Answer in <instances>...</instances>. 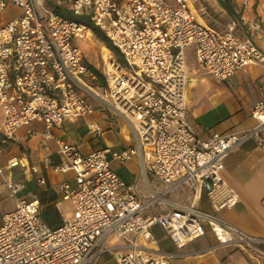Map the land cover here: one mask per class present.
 <instances>
[{
  "label": "built area",
  "instance_id": "1",
  "mask_svg": "<svg viewBox=\"0 0 264 264\" xmlns=\"http://www.w3.org/2000/svg\"><path fill=\"white\" fill-rule=\"evenodd\" d=\"M9 2L22 13L0 28V157L23 126L42 122L50 138L55 137L52 128L66 119L94 113L88 94L124 117L136 141L124 149L84 153L76 142L55 137L60 162L54 169L74 175V181L59 186L74 209L58 226L43 219L39 198L20 195L23 181L7 176L6 170L19 165L20 159L0 165V195L8 192L16 199L15 209L2 216L0 264H98L112 249V236L125 239L119 264H171V254L161 249L153 231L156 224L178 246L203 234L206 225L217 245L261 240L218 211L240 200L223 175L226 157L251 139L264 146V98L252 107L254 126L200 137L187 117L186 55L194 46L199 66L221 81L245 65L263 63L264 51L253 40L261 32L260 19L243 13L220 31L202 17L209 15L213 0H72V10L91 12L125 58V64L113 53L105 59L107 84L98 91L94 81L88 82L96 74L77 42L92 37V29L60 15L46 0H0V7ZM248 2L244 0L245 7ZM240 23L247 37L237 33ZM87 128L94 134L104 131L96 121L88 122ZM28 133L37 134L32 129ZM133 157L140 160L148 197L140 181L130 184L112 167L113 160L125 163ZM38 182L45 183V177ZM204 195L211 210L199 205ZM56 207L61 211L60 202ZM154 207L157 212H148Z\"/></svg>",
  "mask_w": 264,
  "mask_h": 264
},
{
  "label": "crops",
  "instance_id": "2",
  "mask_svg": "<svg viewBox=\"0 0 264 264\" xmlns=\"http://www.w3.org/2000/svg\"><path fill=\"white\" fill-rule=\"evenodd\" d=\"M46 1L52 8L60 6L72 9V0ZM0 9L13 11L1 17L0 28L22 13V8L12 2ZM221 9L224 8L221 7ZM243 12L247 16L253 15L262 21L261 32L254 36L253 40L264 51V0H249ZM204 21L209 24L205 19ZM239 26L243 31L238 34L247 37L246 26L243 23H240ZM190 47H192L196 58L195 47L189 46L188 48ZM188 67L191 76L187 90V117L200 137L205 138L213 132L243 130L255 125L252 107L258 100L264 98V62L245 65L225 81L204 71L199 66L197 59L196 64L188 63ZM104 87L100 84L96 74V90L103 91ZM88 99L94 102L96 109L100 108L95 111L96 119L90 116L95 112L85 117L66 119L61 127L52 128V134L65 141L76 142L84 153L106 147L124 149L133 145L131 131L128 129V126H131L130 123L100 99H95L90 94H88ZM107 109H109L108 113ZM116 117L123 120L122 127L116 124ZM92 121L103 126L104 131L101 134H94L88 130L87 123ZM2 124L3 112L0 109V133ZM28 129L36 131L37 134H29ZM44 133L45 125L39 121L32 122L30 126L19 128L15 136L5 144L4 153L0 157L1 166H5L8 160L13 157L20 159V164L6 170V174L14 181L24 182L21 190L22 197L40 199L41 215L46 206L50 204L56 206L57 202H60L61 206L64 203L72 204L74 209L72 201L63 198L59 187L65 180L72 179L74 181V175L72 172L54 169V165L60 162L59 146L55 137L47 138ZM115 134L118 135V138H115ZM94 138H96L95 142ZM85 146L86 151L83 150ZM129 161H135L139 165L136 176L138 179L130 177L129 174L126 175L125 172L123 174L117 171L126 182L131 184L141 180V168L138 157H133ZM223 175L238 191L240 200L234 207L224 208L218 211V214L247 234L261 240L253 244L217 245V237L206 225L203 234L185 245L178 246L163 226L156 224L160 225L159 229L164 236V242L158 239L160 247L171 254V264H264V146L259 145L255 139L244 143L226 157ZM40 177H45L46 182H38ZM154 185L156 188H161L158 182H154ZM141 188L148 197L149 192L144 184H141ZM185 194L188 197L187 191ZM171 197L178 198L176 194ZM5 198L14 199V207L1 214L0 226L3 222V214L16 207L15 197L5 192L0 195V199ZM199 205L207 210L212 209L206 195L203 196ZM159 208L167 211V207L164 205H160ZM157 211L156 207L148 210V212ZM66 212L72 213L73 210ZM60 213L64 218L61 211ZM108 244L112 249L100 258L98 264H119L118 255L125 250L123 247L125 239L112 236Z\"/></svg>",
  "mask_w": 264,
  "mask_h": 264
},
{
  "label": "rangeland",
  "instance_id": "3",
  "mask_svg": "<svg viewBox=\"0 0 264 264\" xmlns=\"http://www.w3.org/2000/svg\"><path fill=\"white\" fill-rule=\"evenodd\" d=\"M203 0H199V2L201 3ZM235 5H236V9H237V14L239 13L240 15H242L244 12V0H233ZM175 4V3H174ZM176 5V4H175ZM221 7H223L221 5V3L219 2V0L215 1L213 0V4L209 9V15H202L203 18L212 26H214L215 28H217L220 31H223L226 27V24L231 21L232 19H236V18H240L239 14L237 15V17H234L232 15H230L226 9H221ZM13 11L11 10H2L0 9V19L2 16H6L10 13H12ZM243 31L241 26H238L237 29V33ZM77 42L80 44V46L83 48L84 50V54L86 56V60L88 63L94 64L95 66L97 65V68H99V70L103 73L104 70V66H105V59H108L111 55H112V50L110 48H108L105 43L100 40L94 33L92 34V37L90 39H78ZM113 55L118 59L117 55L113 53ZM187 59H188V63L190 65L196 64V58L193 52L192 47L187 49ZM119 60V59H118ZM191 76V75H190ZM99 78V77H98ZM96 83V79H90L88 78V82H90L91 84ZM100 84L103 85L102 80L99 78ZM106 86V83L103 85ZM96 107V105H95ZM108 108V107H106ZM105 108V109H106ZM100 110V108H95V111ZM106 112H109V109L106 110ZM91 117H93L94 119H96V112L93 115H90ZM116 120V124L119 127H122V125L124 124L123 120L119 119L118 117L115 118ZM130 127V128H129ZM128 129H130V135L132 136V141L135 143V133L133 131V128L131 126H128ZM118 135H120L118 133ZM118 135L115 134V138H118ZM96 141V138H94V142ZM84 151H86V146L85 148H83ZM129 161V160H128ZM126 161L123 164H120L119 161L117 160H113L112 161V167L120 172H122L124 174L127 173L126 175H130V177L133 178H137V172L139 169V165L135 162V161ZM138 179V178H137ZM136 180V179H135ZM141 184H144V180L141 177ZM27 192V190H26ZM22 194V192L20 193V195ZM14 207V199L12 198H5V199H0V216L4 211L10 210ZM73 210V206L72 204L68 205L67 203H64V205L61 206V212L63 214L64 217H69L71 212H66V211H72ZM1 219V217H0ZM160 225H155L154 227V231L156 236L158 237V239L162 242L164 240V236L162 234V231L159 229ZM164 242V241H163Z\"/></svg>",
  "mask_w": 264,
  "mask_h": 264
},
{
  "label": "trees",
  "instance_id": "4",
  "mask_svg": "<svg viewBox=\"0 0 264 264\" xmlns=\"http://www.w3.org/2000/svg\"><path fill=\"white\" fill-rule=\"evenodd\" d=\"M221 5L226 9V11L234 16L237 17V9L236 5L233 0H219ZM56 12H58L60 15L67 17L69 19L76 20L78 22L86 24L89 28L92 29L93 33L100 39L102 40L105 45L112 50L114 54L117 55L119 61L123 64H125V58L119 48L113 43V41L106 35V33L95 24L94 19H93V14L91 12L89 13H83V14H77L74 12V10L69 9L67 7H56L55 8ZM240 15V14H239ZM241 16V15H240ZM239 16V17H240ZM238 19V18H236ZM89 67L91 71L94 74H97V76L102 80L103 85L107 82L105 80V77L103 73L94 65L89 63ZM42 217L44 220H46L50 225L52 226H58L63 222V217L60 213V211L57 209L56 206L53 204H50L46 206V208L42 212ZM154 231V228H153ZM155 233V231H154Z\"/></svg>",
  "mask_w": 264,
  "mask_h": 264
},
{
  "label": "bare ground",
  "instance_id": "5",
  "mask_svg": "<svg viewBox=\"0 0 264 264\" xmlns=\"http://www.w3.org/2000/svg\"><path fill=\"white\" fill-rule=\"evenodd\" d=\"M91 37L89 36L88 39H90ZM111 57V56H110Z\"/></svg>",
  "mask_w": 264,
  "mask_h": 264
}]
</instances>
